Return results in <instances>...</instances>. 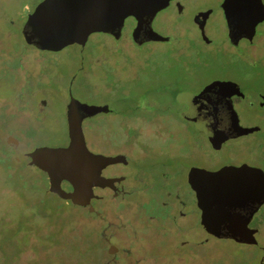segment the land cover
Instances as JSON below:
<instances>
[{"label": "flooded vegetation", "instance_id": "flooded-vegetation-1", "mask_svg": "<svg viewBox=\"0 0 264 264\" xmlns=\"http://www.w3.org/2000/svg\"><path fill=\"white\" fill-rule=\"evenodd\" d=\"M160 12L166 13L167 23L155 29L152 23ZM184 16L190 22H183ZM128 17L132 27L123 34ZM128 17L120 32H99L110 41L106 49L99 41L89 48L88 38L84 46L73 43L80 58L77 69L85 76L80 87L84 97L74 93L78 74L61 89L65 121L71 97L108 108L82 120L85 141L89 131L99 142L96 132L112 125L126 137L123 144L134 141L130 147L124 144L123 150H90L123 156L124 162L105 166L100 175L107 185L93 187L87 206L74 205L91 220L85 263L139 264L135 255L145 251L177 262L181 255L202 254L210 240L223 239L256 249V264L264 263V0H169L151 20L152 31L161 36L157 40H150L144 30L134 36L138 22ZM124 37L134 47L167 44L163 53L183 66L194 58L199 70L183 71V85L174 89L165 109L147 97L132 107L115 108L108 101L113 94H125L121 83L134 72L124 48L116 47ZM154 51L149 48L147 53ZM39 78L44 85L56 79L43 71ZM48 101L44 94L40 114ZM155 125L163 126L166 135L150 138L143 128ZM179 128L182 139L177 137ZM195 189L218 217L213 223L203 222ZM218 206L227 207L231 223H245V227L223 226ZM242 229L255 243L215 234L239 236Z\"/></svg>", "mask_w": 264, "mask_h": 264}, {"label": "rangeland", "instance_id": "rangeland-1", "mask_svg": "<svg viewBox=\"0 0 264 264\" xmlns=\"http://www.w3.org/2000/svg\"><path fill=\"white\" fill-rule=\"evenodd\" d=\"M41 1L0 0V264H86L84 252L90 237V218L85 210L49 193L48 177L36 167L29 166L26 156L37 146L67 144L61 89L75 74L78 78L74 83V93L84 97L80 87L85 76L81 69H77L80 58L74 44L56 53L43 52L27 45L21 35L25 20ZM165 16V12H160L155 17L152 23L155 29L167 23ZM183 22H190V18L184 16ZM131 27L132 19L128 17L123 34ZM96 41L105 49L107 45L111 46L107 37L96 32L88 37L89 48ZM119 43L117 49L124 48L128 54L127 62L134 63V72L121 83L125 94L109 96L108 101L115 108L123 105L132 107L147 97L165 109L174 89L183 83V71L199 70L193 57H189L188 65L183 66L182 61L163 53L167 44H149V48L155 51L148 54V45L134 47L126 37ZM102 53L111 55L107 50H102ZM42 71L56 79L44 85L39 78ZM44 94L49 99L48 107L40 114L38 109L42 107ZM121 98L123 103H118ZM87 129L85 127V131ZM143 129L150 138L166 135L162 132L165 130L163 126ZM174 129L176 131L177 127ZM120 131L114 125L106 127V131L99 129L96 132L101 139L99 142L93 140L89 135L91 132L87 131V147L91 151L108 153L123 150L126 144L133 146L132 140L123 144L126 137ZM178 131L177 137L182 139L181 128ZM8 136L18 144L7 143ZM4 153L12 155L15 164L12 165ZM62 186L69 188L66 183ZM258 253L252 247L223 239L210 240L202 254L181 255L177 262L161 253L153 255L146 251L139 252L135 258H139V264H256Z\"/></svg>", "mask_w": 264, "mask_h": 264}, {"label": "water", "instance_id": "water-1", "mask_svg": "<svg viewBox=\"0 0 264 264\" xmlns=\"http://www.w3.org/2000/svg\"><path fill=\"white\" fill-rule=\"evenodd\" d=\"M168 1L42 0L28 15L21 35L27 45L40 51L58 52L73 43L84 46L88 36L94 32L110 33L114 30L120 32L124 19L134 16L138 23L133 35L144 30L150 33V40H157L161 36L152 31L151 20ZM115 37L118 36L115 34ZM107 109V106L88 105L71 97L66 112L68 143L56 147L37 146L26 153L29 158L28 165L36 167L48 177V190L61 199L70 200L73 205L87 206L93 195V187H104L108 183V180L100 175L101 170L109 164L124 162L123 156L96 154L86 145L82 120ZM7 143L18 144L11 136L7 137ZM63 182L71 187L70 191L62 188ZM195 192L198 206L203 209V222L205 219L213 223L218 217L209 212L202 192L198 189H195ZM215 208L216 213L219 212L221 216L223 226L229 229L237 228L239 225L245 227V223L230 222L226 216L227 207ZM215 234L219 237L233 238L239 243L253 244L256 241L248 236L250 233L245 229H242L239 236L233 233Z\"/></svg>", "mask_w": 264, "mask_h": 264}, {"label": "trees", "instance_id": "trees-1", "mask_svg": "<svg viewBox=\"0 0 264 264\" xmlns=\"http://www.w3.org/2000/svg\"><path fill=\"white\" fill-rule=\"evenodd\" d=\"M3 155H5L7 158H9V159L11 160L12 165L15 164V160H14V158L12 157V155H9V154H7V153H4ZM57 208H58V206H57Z\"/></svg>", "mask_w": 264, "mask_h": 264}]
</instances>
